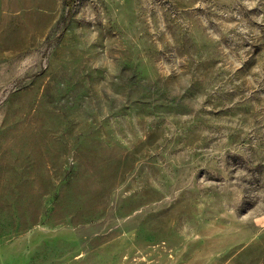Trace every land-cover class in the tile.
Instances as JSON below:
<instances>
[{"label":"rangeland","instance_id":"rangeland-1","mask_svg":"<svg viewBox=\"0 0 264 264\" xmlns=\"http://www.w3.org/2000/svg\"><path fill=\"white\" fill-rule=\"evenodd\" d=\"M232 221L210 264H264V0H0L4 264H170Z\"/></svg>","mask_w":264,"mask_h":264},{"label":"crops","instance_id":"crops-1","mask_svg":"<svg viewBox=\"0 0 264 264\" xmlns=\"http://www.w3.org/2000/svg\"><path fill=\"white\" fill-rule=\"evenodd\" d=\"M252 229L240 221L229 224H209L201 229L202 244L184 261H171L174 264H210L214 256L249 239ZM173 257L172 260H174ZM167 259V261H169ZM4 254L0 249V264H4Z\"/></svg>","mask_w":264,"mask_h":264}]
</instances>
